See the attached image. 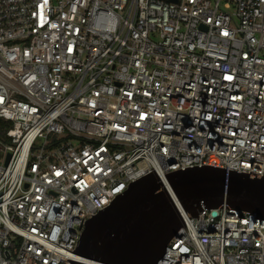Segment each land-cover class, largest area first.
I'll use <instances>...</instances> for the list:
<instances>
[{
  "label": "built area",
  "instance_id": "obj_1",
  "mask_svg": "<svg viewBox=\"0 0 264 264\" xmlns=\"http://www.w3.org/2000/svg\"><path fill=\"white\" fill-rule=\"evenodd\" d=\"M0 120V264H64L154 168L262 178L264 0H0ZM184 224L157 264H264V220Z\"/></svg>",
  "mask_w": 264,
  "mask_h": 264
},
{
  "label": "water",
  "instance_id": "obj_2",
  "mask_svg": "<svg viewBox=\"0 0 264 264\" xmlns=\"http://www.w3.org/2000/svg\"><path fill=\"white\" fill-rule=\"evenodd\" d=\"M218 208L222 217L226 208L264 220V173L201 165L161 175L154 168L85 221L64 264H157L187 219Z\"/></svg>",
  "mask_w": 264,
  "mask_h": 264
},
{
  "label": "trees",
  "instance_id": "obj_3",
  "mask_svg": "<svg viewBox=\"0 0 264 264\" xmlns=\"http://www.w3.org/2000/svg\"><path fill=\"white\" fill-rule=\"evenodd\" d=\"M10 127H11L10 123H6L3 120H0V138L4 137L5 130L10 128Z\"/></svg>",
  "mask_w": 264,
  "mask_h": 264
}]
</instances>
